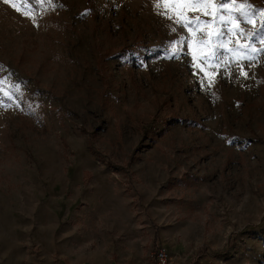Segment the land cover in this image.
Returning <instances> with one entry per match:
<instances>
[{"label": "rangeland", "instance_id": "374dc122", "mask_svg": "<svg viewBox=\"0 0 264 264\" xmlns=\"http://www.w3.org/2000/svg\"><path fill=\"white\" fill-rule=\"evenodd\" d=\"M157 2L0 0V264H264V52Z\"/></svg>", "mask_w": 264, "mask_h": 264}, {"label": "snow or ice", "instance_id": "6c2138e0", "mask_svg": "<svg viewBox=\"0 0 264 264\" xmlns=\"http://www.w3.org/2000/svg\"><path fill=\"white\" fill-rule=\"evenodd\" d=\"M5 3H9L10 0H4ZM27 3V0H22L21 4L12 3L11 6L16 9L17 11H22V14L24 16H30L31 15V8H25L24 5ZM219 3L221 7H217L216 4L212 3V0H163V2H158L155 4V7L157 10H160L161 8L164 9V11L161 13L162 15L167 16L169 19H174L176 24L181 25L182 27L186 28L189 32L193 31V26L199 27L200 25H205V29L211 27V24L208 22L202 20L199 15H197L195 18H189L187 15L189 12H202L204 15H211L213 17L212 23L221 25L222 28H226L227 33L233 34L240 38H247L249 39L250 43L248 45L243 44H237V49L244 52V55H238L237 57H234L232 59L237 60H255L256 54L259 52H264V47L257 48L255 46V43L251 42V38L255 37L257 35V29L253 28L250 31H246L244 28L240 26L239 23H235L237 17L234 15L235 12H239L241 17H245L243 22L245 23H254V21L248 17V12L245 11V9H250L251 5L248 4H241V5H230L227 0H219ZM209 9H212L213 11L209 12ZM224 13V14H220ZM254 15V14H253ZM261 27L264 28V13L261 14ZM33 22H35V17L33 16ZM230 24H235L234 27H228ZM205 29H200V31H205ZM209 35H212V33H208ZM217 43L211 45V51L207 54H203L201 57H198L196 54V51L193 50L192 56H193V66L196 67L199 71H205L206 69L202 67L201 63H197V60H202L206 63L207 60L212 59L216 55V48H224L225 43L220 38L225 35V32L223 30L217 29L214 33ZM185 42L184 37H181L175 42V45L173 46V50L171 52V57H175L179 54L180 48L179 45L183 44ZM257 43L264 45V38H259ZM202 44H207V41L201 40ZM251 51V54H248V51ZM229 52L234 51V49L229 48ZM229 61L224 62V66L227 67ZM242 76L247 77V72L241 70L240 73ZM207 75V72H206ZM208 79L211 80L212 77L208 76Z\"/></svg>", "mask_w": 264, "mask_h": 264}, {"label": "built area", "instance_id": "2783aa9c", "mask_svg": "<svg viewBox=\"0 0 264 264\" xmlns=\"http://www.w3.org/2000/svg\"><path fill=\"white\" fill-rule=\"evenodd\" d=\"M154 264H172V256L164 247H158L155 251Z\"/></svg>", "mask_w": 264, "mask_h": 264}]
</instances>
